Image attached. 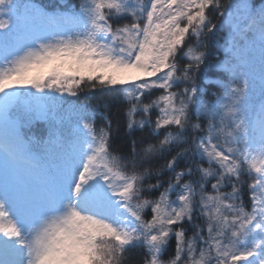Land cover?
<instances>
[{
    "label": "snow or ice",
    "instance_id": "snow-or-ice-1",
    "mask_svg": "<svg viewBox=\"0 0 264 264\" xmlns=\"http://www.w3.org/2000/svg\"><path fill=\"white\" fill-rule=\"evenodd\" d=\"M97 89L123 105V145L107 114L97 127V106L73 104L74 128L38 158L24 124L54 125ZM133 250L138 264H264V6L0 0V264H137Z\"/></svg>",
    "mask_w": 264,
    "mask_h": 264
},
{
    "label": "trees",
    "instance_id": "trees-1",
    "mask_svg": "<svg viewBox=\"0 0 264 264\" xmlns=\"http://www.w3.org/2000/svg\"><path fill=\"white\" fill-rule=\"evenodd\" d=\"M16 2L21 5V12H23V6L28 4L40 5L42 7H45L48 11H53L57 7L63 10V6L65 4H75L77 5V7L79 4V0H16ZM243 2H247L249 5H255L256 7L264 6V0H223L224 4H239ZM220 35V33H217V37H219ZM215 40L216 38H214L209 45L210 61L214 60L218 56H222V52L217 50V44ZM254 63L257 72L255 99L258 102L260 97L258 45L254 55ZM212 71L214 70H209L206 74L211 76ZM204 75L205 73H202L201 77L203 78ZM225 76H227V73H224L223 76L219 77V79L223 80ZM216 78L217 77H213V79ZM224 82H227V80H225ZM112 96L113 94L108 92L107 90L97 89L90 93L82 92L78 99L75 97H68L67 99L70 102L63 103L62 106H58V108L56 109L54 125L49 123V121L43 119H36L33 120L31 123H26L22 127L23 129H25L26 132H28V134L24 135V138L25 140H29L33 143V151L35 152L36 156L38 158H41L43 161V159L47 157L49 148L52 147L49 141L53 139V132L56 133L57 137H59L61 133L67 136L69 131L74 128L76 114L73 111V104L79 105L83 103H89L97 106L100 109V112L96 116L97 127L104 123V114H107L108 118L112 120L113 147H121L124 141L128 138L126 129L124 127V119L121 114L123 110V105L114 101L112 99ZM105 105H107V107H105ZM18 111V109L12 110L14 118L17 115ZM30 125L36 127L38 130L30 129ZM137 135H139V133ZM159 163L162 164L163 161L161 160L159 161ZM164 178L166 180L167 175H165ZM245 199L247 200L246 196ZM173 247L174 241L173 246L170 247L168 253L165 254V258H167L169 254H171ZM141 255L142 250H133V252L129 253L131 260L137 262V264L141 259Z\"/></svg>",
    "mask_w": 264,
    "mask_h": 264
},
{
    "label": "rangeland",
    "instance_id": "rangeland-1",
    "mask_svg": "<svg viewBox=\"0 0 264 264\" xmlns=\"http://www.w3.org/2000/svg\"><path fill=\"white\" fill-rule=\"evenodd\" d=\"M255 129H257L258 131H259V129L258 128H255ZM256 135V137L257 138H259V135H260V133L258 132L257 134H255Z\"/></svg>",
    "mask_w": 264,
    "mask_h": 264
}]
</instances>
